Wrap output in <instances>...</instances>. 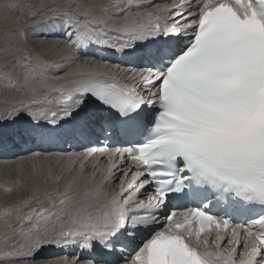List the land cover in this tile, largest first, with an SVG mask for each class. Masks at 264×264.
<instances>
[{"label": "snow or ice", "instance_id": "obj_1", "mask_svg": "<svg viewBox=\"0 0 264 264\" xmlns=\"http://www.w3.org/2000/svg\"><path fill=\"white\" fill-rule=\"evenodd\" d=\"M8 9L0 80L26 100L0 109V149L64 147L81 168L63 184L33 171L0 225V264H39L46 247H76L86 264H264V0H10L5 21ZM36 29L136 67L50 77L63 69L17 46ZM101 137L123 146L68 151Z\"/></svg>", "mask_w": 264, "mask_h": 264}, {"label": "bare ground", "instance_id": "obj_2", "mask_svg": "<svg viewBox=\"0 0 264 264\" xmlns=\"http://www.w3.org/2000/svg\"><path fill=\"white\" fill-rule=\"evenodd\" d=\"M37 1L38 0H36V2ZM103 1H105V3L107 2V0H103ZM50 2H51V0H49L48 2L43 3V5L46 4V3H50ZM65 2H67V0ZM88 2H91V0H89ZM99 2H102V0H99ZM45 31H47V30L46 29H42V32H45ZM36 32H37V30H36ZM40 35H42V34H40ZM57 38L62 39V41L66 43V44H63L65 47H66V45L68 46L67 42L64 41L62 37L61 38L57 37ZM17 46L18 47H23L24 50H25V48H28L25 51L26 52H30L32 54V59L33 60H35V58L37 56H39V57L44 56V54H43L44 52L43 53H36V52L33 53L32 50L29 47H26L25 45L20 44V45H17ZM27 46H29V44H27ZM66 52H67V49L63 50L62 53L55 54L54 56H52L50 58L52 59V58L57 57L58 55H64ZM2 54H8V53H6L4 51L0 52V72L3 71V64H4L5 59H8L6 55H2ZM9 58H11V55H9ZM43 59H45V56L43 57ZM77 66H79L78 70L80 72H84V73H87V72L102 73L101 71H98L95 68H93V67H91V66H89V65H87L85 63H83V64L78 63L75 68L71 69V72L76 71L77 70ZM54 74H55V72H53V71L48 72V75L50 77H52ZM17 75H19L22 78L23 71L22 70H18ZM3 91H5V92H3ZM17 91H19V93L21 92L20 90H17L15 88L5 86V83L3 82V80H0V109H3L6 104H15V103H17V100L19 98L18 97L19 94H18ZM15 93L17 95H14ZM2 153L3 152H0V154H2ZM60 156L61 155L57 154V153L56 154H50V153L45 154V153L41 152V155L39 157H37V158H33V160H31L30 158L29 159L28 158H21V159H17L16 161H14L11 158H4V159H6V161H3L0 158V166L3 164L2 162H4V163H8L9 162L10 163L8 165V170L9 171H5V173L2 172L5 176H2V174H1L0 180L1 179L5 180V178H6V179H8L7 182L9 181V183H5V184L10 185V184H13V181H11L9 179L21 178V180L19 182L23 185V188L27 190L34 183V181L32 179V175H31V173L34 170L39 171L40 173L46 175L48 170L51 169L54 175L57 174L58 168L61 167L59 165V163L62 161L61 159H59ZM57 160L59 161V163L56 162ZM8 174H10V176H7ZM5 182H6V180H5ZM63 182H64V180H60L61 184H63ZM13 188L15 189L13 191V193H15L16 195H20L21 194V191L18 188H16L15 186ZM1 203H2V201H0V212H2V210L4 209V206ZM0 225H2V223H0ZM0 240H2V232H0ZM47 248L48 247L42 249V251H45ZM61 258H62V256H60V255H53L50 258H45L44 256L40 255L38 260H39V264H59V261H60L59 259H61ZM64 258H66V257H64ZM27 264H32V262H27Z\"/></svg>", "mask_w": 264, "mask_h": 264}, {"label": "rangeland", "instance_id": "obj_3", "mask_svg": "<svg viewBox=\"0 0 264 264\" xmlns=\"http://www.w3.org/2000/svg\"><path fill=\"white\" fill-rule=\"evenodd\" d=\"M48 1L49 0H38L37 2H36V0H14V2L19 3V4H32V5H37V6H40V5L42 6L43 3L48 2ZM88 1L89 0H87V2ZM9 2H10V0H2V1L0 0V3H1L0 4V48H2V46H3L2 37L5 33V31L8 29H12V28L16 27V25H14L12 23V21L17 18V15L13 12V10L8 9L7 15L9 16V19L7 21H5V19H4V16H5L4 5L9 3ZM102 2L105 3V1H103V0H102ZM36 30H37V32H36ZM36 30H30L29 31L27 43L25 45L26 47H29L33 53H35V52L36 53H43L44 52L43 54H44L45 60H46V58H47L46 54H49V58H50V57L54 56L55 54L62 53V51L66 49V47L63 45L66 43L63 42L62 39H59L56 37H49V38H45V40H43V39L38 37V36H43V35H40L42 32V29H36ZM52 38H56V39H52ZM27 44H29V46H27ZM22 45H24V44H22ZM27 49L28 48H25V50H27ZM0 52H3V50H0ZM2 55H6L8 59H11V58H9V55H11L9 53L8 54H2ZM2 163L3 164L0 166V177H1V174H2V176H5L3 174V173H5V171H9L8 165L10 164L9 162L8 163L2 162ZM7 176H10V174H8ZM5 180H6V182H5ZM5 180L4 179L0 180V184H1L0 185V198L2 200L1 204L4 206V209L2 210V212H0V223H3L4 215L6 212L11 213L13 211V209L11 207L12 205L17 204L18 202L24 200L25 197H28L31 195V193L28 190L21 187V183L17 179H9V180L13 181V184H10V185L5 184V183H9V181L7 182L8 179L5 178ZM14 186L21 191L20 195H16L13 192L10 194L6 192V189L8 187H14ZM33 206H35V205L33 204ZM24 210L26 211L27 209L25 208ZM26 264H27V262H26Z\"/></svg>", "mask_w": 264, "mask_h": 264}]
</instances>
